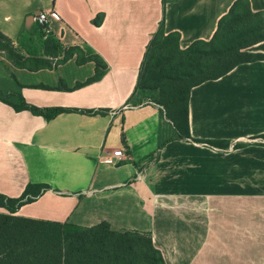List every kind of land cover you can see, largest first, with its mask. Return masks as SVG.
Segmentation results:
<instances>
[{
    "label": "crops",
    "instance_id": "0c3cea01",
    "mask_svg": "<svg viewBox=\"0 0 264 264\" xmlns=\"http://www.w3.org/2000/svg\"><path fill=\"white\" fill-rule=\"evenodd\" d=\"M235 1L0 0V31L25 58L52 63L30 71L0 56V194L51 187L17 214L149 234L165 264H264V60L191 90L190 139L178 136L160 106L132 104L160 23L186 49L210 41ZM249 1L264 11V0ZM48 9L60 15L50 28L63 52L30 56L25 49L36 39L28 32ZM99 14L105 18L96 26ZM75 46L104 60L100 81L76 88L96 73L94 62L79 65L76 55L53 64ZM250 51L264 54V42ZM20 96L39 108L102 112L46 120L1 99ZM117 150L125 154L117 165L100 163Z\"/></svg>",
    "mask_w": 264,
    "mask_h": 264
},
{
    "label": "trees",
    "instance_id": "16d2710c",
    "mask_svg": "<svg viewBox=\"0 0 264 264\" xmlns=\"http://www.w3.org/2000/svg\"><path fill=\"white\" fill-rule=\"evenodd\" d=\"M104 14L93 23L101 26ZM38 39L44 55L58 57L61 44L42 27L29 30ZM179 33H165L164 22L152 36L140 67L132 99L139 92H158L159 104L178 136L190 139L189 98L193 88L227 75L237 66L263 61L264 54L250 49L264 42V11L254 12L249 0H237L219 21L210 41L198 40L181 49ZM77 56V63L96 64V73L83 85L100 81L107 65L98 56H87L80 47L65 51L62 62ZM0 56L18 68L37 71L51 69L52 63L39 57L25 58L14 42L0 31ZM8 103L17 112L28 111L46 120L62 113L99 114L102 111L71 108H39L21 96L18 103ZM130 99L129 101H131ZM201 142V141H197ZM211 146L219 143L208 141ZM48 184H29L18 198L0 194V264H165L162 253L154 246L151 235L137 231H114L107 222L84 228L69 223L38 220L19 216L25 205L50 191Z\"/></svg>",
    "mask_w": 264,
    "mask_h": 264
},
{
    "label": "built area",
    "instance_id": "2783aa9c",
    "mask_svg": "<svg viewBox=\"0 0 264 264\" xmlns=\"http://www.w3.org/2000/svg\"><path fill=\"white\" fill-rule=\"evenodd\" d=\"M52 20H60V15L54 9L41 11L34 17V22L42 27V31L46 37L52 32L50 28V23ZM124 157V152L122 150H117L112 155H103L99 161L103 164L117 165ZM142 175V173H139L137 176L138 179H140Z\"/></svg>",
    "mask_w": 264,
    "mask_h": 264
},
{
    "label": "rangeland",
    "instance_id": "374dc122",
    "mask_svg": "<svg viewBox=\"0 0 264 264\" xmlns=\"http://www.w3.org/2000/svg\"><path fill=\"white\" fill-rule=\"evenodd\" d=\"M25 51L29 52L28 54L30 56H39V55L42 56V55H44L43 49H42L38 39H36V41H34V45L30 50L25 49ZM59 62H62V61L59 59L53 60V64H57ZM156 100H158V92H139L137 94V96L134 97L132 104L134 106H138V105H143L146 103H154V104L160 106L159 104L156 103ZM0 212L6 213L4 210H0Z\"/></svg>",
    "mask_w": 264,
    "mask_h": 264
}]
</instances>
